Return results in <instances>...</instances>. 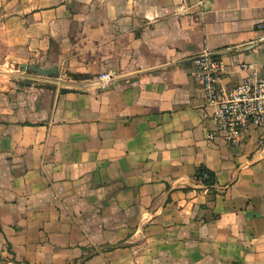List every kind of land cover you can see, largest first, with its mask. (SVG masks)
Listing matches in <instances>:
<instances>
[{"label":"crops","instance_id":"crops-1","mask_svg":"<svg viewBox=\"0 0 264 264\" xmlns=\"http://www.w3.org/2000/svg\"><path fill=\"white\" fill-rule=\"evenodd\" d=\"M263 24L264 0H0V264H264V126L221 136L194 62L264 76Z\"/></svg>","mask_w":264,"mask_h":264},{"label":"built area","instance_id":"built-area-1","mask_svg":"<svg viewBox=\"0 0 264 264\" xmlns=\"http://www.w3.org/2000/svg\"><path fill=\"white\" fill-rule=\"evenodd\" d=\"M264 41V24L260 26ZM197 66L196 76L201 82L208 105L215 106L214 121L217 132L227 141L237 144L249 134L252 127L264 126V76L254 65L243 64L248 71L232 89L220 86L222 76L227 70V62L218 53L205 50L194 60ZM113 81L110 74L97 77V85L105 90ZM214 134L209 136L214 138Z\"/></svg>","mask_w":264,"mask_h":264},{"label":"trees","instance_id":"trees-1","mask_svg":"<svg viewBox=\"0 0 264 264\" xmlns=\"http://www.w3.org/2000/svg\"><path fill=\"white\" fill-rule=\"evenodd\" d=\"M197 178L202 180L203 183L208 185L209 188H213L215 185V176L213 173L201 168L197 172Z\"/></svg>","mask_w":264,"mask_h":264},{"label":"water","instance_id":"water-1","mask_svg":"<svg viewBox=\"0 0 264 264\" xmlns=\"http://www.w3.org/2000/svg\"><path fill=\"white\" fill-rule=\"evenodd\" d=\"M32 68H33V69H36L38 72H42L43 74H47V71H41L40 68H35V67H32ZM61 92H62V93H66L67 91H66L65 89H63Z\"/></svg>","mask_w":264,"mask_h":264}]
</instances>
